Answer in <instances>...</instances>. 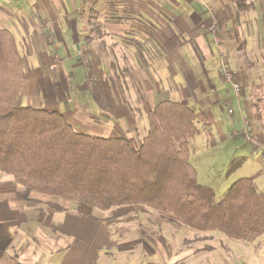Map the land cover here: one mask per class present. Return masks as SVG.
Returning <instances> with one entry per match:
<instances>
[{"label":"crops","instance_id":"0c3cea01","mask_svg":"<svg viewBox=\"0 0 264 264\" xmlns=\"http://www.w3.org/2000/svg\"><path fill=\"white\" fill-rule=\"evenodd\" d=\"M233 7L230 0H0V29L14 35L25 69L18 105L57 111L79 133L138 143L147 131L145 115L157 102L183 103L202 128L190 143L195 180L208 187L222 177L213 170L221 172L238 159L235 171L251 172L236 178H250L264 192V0H254V8L237 18ZM209 37L214 48H208ZM77 72L84 77L81 85L74 84ZM198 138L211 160L193 164ZM227 145L222 152L220 146ZM14 189L13 182L0 178V206L6 209L0 215V264H194L199 259H185L169 243L90 244L101 227L79 210L73 212L79 220L70 226L44 227L38 221L42 212L33 209L34 196L10 194ZM52 202L64 209L55 213L70 212L64 200ZM41 229L52 235L50 248L34 239ZM59 250L64 259H51ZM40 251L48 252L46 259ZM209 251L205 263L217 264L216 248Z\"/></svg>","mask_w":264,"mask_h":264},{"label":"trees","instance_id":"16d2710c","mask_svg":"<svg viewBox=\"0 0 264 264\" xmlns=\"http://www.w3.org/2000/svg\"><path fill=\"white\" fill-rule=\"evenodd\" d=\"M230 2L236 18L254 8V0ZM15 41L0 29L1 175L27 192L99 211L141 206L172 215L192 232H218L244 243L264 236V192L252 179L236 180L220 197L195 180L189 153L200 130L191 107L157 102L136 146L125 137L76 132L57 111L18 105L26 76Z\"/></svg>","mask_w":264,"mask_h":264},{"label":"rangeland","instance_id":"374dc122","mask_svg":"<svg viewBox=\"0 0 264 264\" xmlns=\"http://www.w3.org/2000/svg\"><path fill=\"white\" fill-rule=\"evenodd\" d=\"M208 48H212L213 44L210 39L208 38ZM214 48V47H213ZM83 75L81 72H77L76 78L74 79V84L77 85L79 83L80 85L83 84ZM26 81V80H25ZM25 84V83H24ZM78 84V85H79ZM24 87V86H23ZM23 89V88H22ZM227 115H223V118ZM200 130L202 129L201 126L198 127ZM196 143L192 145V151L191 154H193L192 158V163L194 164L195 162L203 161L204 159L211 160L209 155L205 152L206 146L205 142L195 139ZM198 140V141H197ZM131 143L136 146L138 145L136 141L132 140ZM220 150L222 152L226 150L227 148L230 149V146H220ZM214 160L217 159V157H213ZM239 161L236 159L233 164L230 166H227L225 170H213V172H219L221 173L222 177L220 178L221 180H217L214 178L213 181H211V185L208 186L211 189H213V192H215L216 197H220L225 190L229 188V186L236 181V177H243L246 175H249L251 172L250 170H243L241 171L240 169L236 170L238 167ZM209 169V168H208ZM224 169V166H223ZM209 171V170H207ZM234 173V174H233ZM227 175H231L230 179L225 181V177ZM242 175V176H241ZM4 176L0 174V178H2L3 182H13L10 177ZM14 183V182H13ZM7 185V184H3ZM8 186V185H7ZM6 186V187H7ZM15 189L13 191H10V194H15L19 195V197L24 196H34L32 200L33 201V209L37 211H41L42 214L39 217V220L41 225L46 227L47 223L51 227H55L56 229L58 228H63L65 225H69L70 223H75L76 221L79 220V214L73 213L74 210H79L83 211V213L90 214V222L92 224L97 226H100V231L99 234L96 238L93 239V241L89 242L90 244H97L100 243H120L124 245H129L133 243H143L146 246H154V245H160L162 243H169L172 244L175 248L176 251L174 253H183L185 259H190L192 258H199L197 259V262L194 264H198V260H203L201 264H207L205 262H209V256L211 251H209V247H215L216 248V253L213 258V262H217L219 264V260L223 264H264V236L261 237L259 240L253 242V243H244V242H239V241H232L230 239H227L224 235L215 232L214 235H210L208 233H197V232H192L191 229H188L186 227L178 225L174 217L169 214H162L158 213L156 211H153L148 208L144 207H139V206H128L126 207H116L112 208L108 211H99L95 209H91L76 203L64 201L65 205L68 208L69 213L65 214H58L55 212H50L47 210L45 206V202L52 200L55 201L56 199H50L47 198L46 196L37 194V193H31L27 192L24 190L22 187H19L14 183ZM22 206L25 208V204L22 203ZM45 211V212H44ZM6 213V209L4 205L0 206V215L2 214L3 216ZM27 213L25 212V219H27ZM83 216V215H82ZM9 217L11 218V222H13V225H15L16 217L14 214H10ZM49 218H51V221L49 222ZM19 220L21 221V218L19 217ZM28 221V220H27ZM69 223V224H68ZM93 225V226H94ZM25 226V224H24ZM70 226V225H69ZM105 228V229H104ZM102 230L103 232L107 233H101ZM42 235L34 238L36 242H40L44 245V249L47 247L50 248L51 246V236L49 235L50 232H44L42 230ZM108 236L109 239L108 240ZM212 236V237H211ZM27 237H31V235H27ZM89 239L90 236L88 235ZM211 237V238H210ZM222 242L219 243V238ZM70 237L67 238V242L69 243ZM76 239H73V242H76ZM30 240L25 239V243H29ZM151 246V248H153ZM46 247V248H45ZM226 249V251H224ZM160 249V247H158ZM42 257L46 259V251H40ZM152 253V252H147ZM56 254V253H55ZM214 254V253H213ZM64 251L59 250L57 253L56 257H53L51 259L53 260H60L64 259L63 256ZM240 255V256H238ZM63 256V257H62ZM226 262V263H225ZM220 263V264H222Z\"/></svg>","mask_w":264,"mask_h":264},{"label":"built area","instance_id":"2783aa9c","mask_svg":"<svg viewBox=\"0 0 264 264\" xmlns=\"http://www.w3.org/2000/svg\"><path fill=\"white\" fill-rule=\"evenodd\" d=\"M232 78H233L232 75L229 74V73H226V74L224 75V79L227 80V81H229V82L232 81ZM231 87L233 88V90H234L235 93H238V92H239V86H237V84L233 83V84L231 85ZM227 113L232 114V109H228ZM251 141H253V140H251ZM253 143H254L255 145H257L255 141H253Z\"/></svg>","mask_w":264,"mask_h":264}]
</instances>
